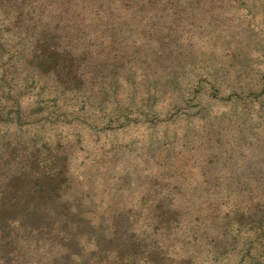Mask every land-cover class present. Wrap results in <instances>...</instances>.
<instances>
[{
  "label": "rangeland",
  "instance_id": "rangeland-1",
  "mask_svg": "<svg viewBox=\"0 0 264 264\" xmlns=\"http://www.w3.org/2000/svg\"><path fill=\"white\" fill-rule=\"evenodd\" d=\"M0 112V166L85 185L84 264H264V0H0Z\"/></svg>",
  "mask_w": 264,
  "mask_h": 264
},
{
  "label": "trees",
  "instance_id": "trees-1",
  "mask_svg": "<svg viewBox=\"0 0 264 264\" xmlns=\"http://www.w3.org/2000/svg\"><path fill=\"white\" fill-rule=\"evenodd\" d=\"M1 117L2 112L0 120ZM35 146L32 144L29 152L32 163L39 160L40 150L38 146L35 150ZM7 147L0 135V153ZM8 154L18 160L24 157L16 156L14 151ZM54 159L59 170H64L68 157ZM18 160L13 169L0 166V264H38L35 252L39 251L53 260L51 253L57 247L84 264L78 250L88 247L92 232L91 220L85 214L89 211L85 203L90 202L82 191L85 185L62 184L61 173L48 175L49 169L24 170V164Z\"/></svg>",
  "mask_w": 264,
  "mask_h": 264
}]
</instances>
